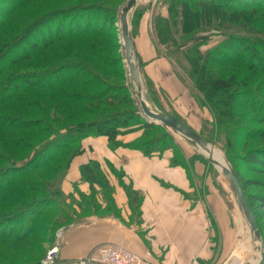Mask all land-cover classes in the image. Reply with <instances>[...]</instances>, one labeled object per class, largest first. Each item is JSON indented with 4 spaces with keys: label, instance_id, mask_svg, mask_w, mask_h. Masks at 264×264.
Returning a JSON list of instances; mask_svg holds the SVG:
<instances>
[{
    "label": "trees",
    "instance_id": "trees-1",
    "mask_svg": "<svg viewBox=\"0 0 264 264\" xmlns=\"http://www.w3.org/2000/svg\"><path fill=\"white\" fill-rule=\"evenodd\" d=\"M40 1L0 0V109L3 111L0 113V242L13 250L22 246L23 251L33 243L44 244L46 237L39 235L46 232L51 244L59 225L75 221L59 199L71 194L65 195L61 185L58 193L50 189L62 164L64 179L71 160L81 154L82 148H73L87 137H105L111 150L121 147L117 138L131 124L125 109L135 106L123 85L108 83L87 62L73 58V49L82 48L76 57L85 54L113 75L119 70V59L110 62L96 54L99 47H104L100 44L102 40L110 35L103 32V26L110 20L108 14H115L113 7L99 2L54 6L23 28H15L13 16ZM160 5L166 8L167 20L163 23L160 17L162 24H151L158 51L173 64L159 46L168 45L169 49L177 50L189 42L182 55L196 87L209 99L208 108L214 114L218 132L225 135L226 147L233 151L234 146H239L244 163L263 180L243 179L232 167L259 229L258 221L264 218V193L251 194L247 190L254 186L264 189V103L254 96L258 89L250 87L249 81L255 74L264 76V0H161ZM77 12L80 13L76 15ZM227 30L245 35L223 32ZM207 32H218L223 40L201 53L199 47L205 44ZM9 33L14 35L6 43L4 37ZM86 37L97 41L83 40ZM34 58H38L36 69L14 71V66ZM167 114L185 124L174 114ZM252 114L257 115L250 120V124L258 126L255 129L243 123V117ZM140 115L145 127L166 129ZM236 132L238 139L234 137ZM155 142L124 145L151 157L164 152L155 150ZM22 152L31 155L16 162L14 156ZM171 164L186 167L174 155ZM79 169L80 179L88 183L90 192L85 195L75 190L86 201L84 206L77 203V207L90 213L100 208L95 188L107 191L109 185L100 163L89 161ZM123 189L131 215L138 216L141 196L128 185ZM110 202L115 208L113 198ZM12 204L14 207L10 209L8 206ZM38 261L21 264H38Z\"/></svg>",
    "mask_w": 264,
    "mask_h": 264
},
{
    "label": "crops",
    "instance_id": "crops-1",
    "mask_svg": "<svg viewBox=\"0 0 264 264\" xmlns=\"http://www.w3.org/2000/svg\"><path fill=\"white\" fill-rule=\"evenodd\" d=\"M150 18L149 10L140 14L133 38L140 76L161 96L167 113L195 130L210 115L199 108L171 61L158 51ZM130 138L119 136L118 140L126 144ZM171 158L170 150L146 157L123 146L111 150L105 137L85 138L81 154L71 160L62 181L63 193L89 192L88 183L80 179L81 165L110 164L122 173L124 184L141 196L138 216L132 217L126 192L111 177L117 215L74 221L57 236L59 229L56 264H82L95 247L105 243L123 245L142 258L140 264L227 263L234 247L235 220L223 196L203 175V164L194 162L187 169L173 166Z\"/></svg>",
    "mask_w": 264,
    "mask_h": 264
},
{
    "label": "rangeland",
    "instance_id": "rangeland-1",
    "mask_svg": "<svg viewBox=\"0 0 264 264\" xmlns=\"http://www.w3.org/2000/svg\"><path fill=\"white\" fill-rule=\"evenodd\" d=\"M23 1V0H21ZM99 2L97 4H102V5H109L111 8L113 7V9L115 10V14L114 15H110L108 14V17L110 18V20L108 21V23H106L103 26V32L104 33H110V35L108 37H106L104 40H102V42L100 44H102L104 47L100 48L99 47V52H96L97 55H99L100 57L104 58L107 61L113 62L114 60L119 59V70L118 71H114V75L111 74L113 73L111 71V73H109V70L106 71L105 67L100 66L99 64H97L96 62H94L91 58H89L88 56H86L85 54H81L79 57H76V55L82 51L83 49L81 48L79 51V48L76 47L73 49L72 53H73V58L75 60H82L87 62L89 65H91L93 68H95L96 71V75L100 74L101 76H105L106 80L108 81V83L111 84H115V85H123L126 90L128 91V94L130 95V97L133 100V103L135 104V106L133 107H127L125 109V111H127V115L130 116V122L131 124L125 128L123 130V134L120 136H127V137H132L130 138V142L126 143V146L129 147L130 145H135V146H139L141 145V143H145L146 142H152L153 140H155V145L156 148L155 150L157 152H162V151H167L170 150L172 155H174L176 161H181L183 160V163L185 164V166L187 167V169L191 166L192 163L194 162H199L201 164H203L204 166V172L203 175L209 179L212 184L217 188V190L219 191V193L223 196L225 203L227 204L228 208H229V213L232 215V217L234 218V247H233V252L231 254V258L233 257H238L239 259H237L238 263L237 264H256L257 263V257L259 256L257 252H255V243L254 245L248 242V244H250L251 246L249 247V249L247 250L246 248L248 247V244L246 242V248L244 247L243 244H241V242L239 241V238H243V237H248L249 236V232L247 230V226L242 218V216L240 215V212L238 211V208L235 204L234 201V197L231 194V192L229 191V189L227 188V185L225 184V179L222 176V174L211 164L207 163L206 161L203 160V158L200 155V151L195 150L192 146L188 145L186 142H184L178 135L174 134L173 132H171L169 129H164L162 127H158V126H154V127H150L147 128L144 126V120L143 118H141L142 116L140 115V107H139V103H138V99L135 95V89L134 86L132 85V82L129 78V74H128V68L127 65L125 63L124 60V50H123V45L120 39V33H119V13H120V9L125 5V3L127 2V0H42L40 2L34 3L33 5H31L29 8H26L25 10H22L20 12H17L14 16H13V25L15 28H23L24 26H26L30 21H33L34 19H36L37 17H39L40 15H42L45 11L47 10H53L54 6H62L65 4H73V5H77L78 3L80 4H91V3H95ZM105 2V3H104ZM161 0H137L136 6L134 7V9L131 11V13L129 14V18H128V23H129V28H130V32H131V36L132 39L134 38L135 34H136V26H137V21L139 20L140 14L142 12H145L147 10L150 11L151 14V18H150V24H152L153 22L158 23L159 22V18L161 17V21L164 23L167 20V11L165 6H161L160 5ZM80 12H77L76 15H78ZM261 13V12H260ZM113 16H115V21L113 23ZM158 24H162V23H158ZM102 25L99 24V26ZM98 28V27H97ZM51 29V28H50ZM264 29V28H263ZM42 31H44V29H40ZM46 31V30H45ZM226 34H232L235 36H244L245 34L243 33H235L232 31H223ZM10 34V33H9ZM48 35H50L49 33H47ZM13 34L7 35L6 38L4 37V41H6V43H8L7 41H9L12 37ZM249 37V35H247ZM206 40L204 41V45L199 47V51L201 53H203L204 51L208 50V49H212L213 47L217 46V44L223 40V36H221L218 32H207L206 34ZM83 40L86 41H97L94 38H90V37H86ZM161 45V44H159ZM190 45L189 42L187 43V45L181 47V48H177V50H174L175 48H168V45H161L159 46L160 49L163 51V53H166L172 60L173 64L175 65V72L176 74H178L179 78L182 80V82L185 84V86L187 87L188 91L190 92L191 96L193 97V99L195 100V102L198 104L199 108H204L208 111L209 115H210V120H202L201 124H199V126L196 127V133L201 136L206 143H208L211 147H213V149H216L217 151L220 152L221 156H223L224 160L231 166L234 167L237 172L239 173V175L243 178V179H251V180H259V181H263L261 177H258L256 175V173H254L252 170H250V168H248V166L244 163V156L243 153H240V149L239 146H234L233 147V151H230V148L228 149L226 147V143H225V135L221 134L218 132V126L216 125V121L214 118V114L210 111V106H208L207 102L209 101L208 98H206L201 89L196 87V84L193 82L192 80V76L190 75V69H189V65L187 64L186 60L184 59V56L182 55V52H184ZM64 46V45H63ZM81 53V52H80ZM37 61L38 58H34L33 60L25 63V64H18L16 66H14V71L15 72H19V71H24L25 69L27 70V68H31V69H36L37 68ZM117 68V69H118ZM216 69H220V70H224L223 68H216ZM95 72V71H94ZM118 72L121 73V77H119ZM247 73H245L246 75ZM141 81H142V87H143V99L145 100V102L147 103V105L149 106V108L151 110L157 111V112H168V110L164 107H162L161 105V96L155 92L153 90L152 87L148 86L147 83L144 81V79H142L141 77ZM249 86L252 87L253 89H258L256 91L253 92L254 96L259 97L261 100H263L264 103V76L262 74H255L253 76L250 77V81H249ZM97 91V90H94ZM163 102H165V100H163ZM3 112L2 109H0V113ZM248 114V113H247ZM143 115V114H142ZM144 116V115H143ZM251 117H249V115H247L246 117H243L244 119V124H247V126H249L252 129L257 128L258 126L256 124H250V120L254 119L255 117H257V115H250ZM145 118V116H144ZM91 118H86V120H90ZM146 119V118H145ZM147 120V119H146ZM252 121V120H251ZM156 124V123H155ZM144 133H146V135L144 136ZM48 137V136H47ZM234 137H236L238 139V132L235 133ZM95 138V137H94ZM242 138V136H241ZM46 139V137H45ZM85 139V138H84ZM82 139L80 141V144H77L74 148L76 149L77 147L82 148V141L84 140ZM118 139V138H117ZM161 140V142H159ZM121 142V141H120ZM253 145V144H251ZM121 146L125 147V145L121 142ZM120 147V146H119ZM109 148V147H108ZM118 148V147H117ZM129 149V148H128ZM32 151V150H31ZM71 153V151H69L67 153V155H69ZM31 155L28 152H22L17 154L16 156H14V159L17 161H21L26 155L28 156ZM187 155H189V157H187ZM14 160V161H15ZM62 162H60L59 165H61ZM64 164V163H63ZM63 164L61 166V169L59 171H56V177L55 179L52 181V187H50L51 191H54L55 193H58L57 191H59V187L62 184V179H63ZM1 165V164H0ZM101 165V164H100ZM106 167L107 170L102 169L107 182H108V188L107 191L100 189L99 187L95 188V194H97V203L100 205L97 210H90V213H86L84 211H81V208L77 207V203H81L83 206L85 204V200H83V198L80 197V195L78 194V192H75L69 196H63L59 199L62 200L63 202V207L65 205L66 209L70 212L71 216L73 217V219L77 222L80 221H84L87 218L91 217V216H97V217H101L104 215H111V214H116V209L114 208V206H112L110 199L113 198V193H114V185L112 184L111 181V177H113L115 179V182L117 183V185L121 188H125L126 184H124V182L122 181V175L119 171H117L116 169H114L110 164H102L101 168ZM227 183V182H226ZM53 192V193H54ZM90 192V191H89ZM88 192V193H89ZM248 193L251 194H263L264 193V189H262L261 187H250L247 190ZM87 195V194H85ZM108 199V210L105 209V205H106V200ZM10 209H12L14 207V205H10L8 206ZM16 208H18V205H15ZM73 211V212H72ZM92 212L94 213V215L92 214ZM264 213V211H263ZM262 216V215H261ZM133 217V215H132ZM263 217V216H262ZM260 217L258 223H259V232L260 235L262 237V241H263V246H264V218ZM242 218V219H241ZM73 220V221H74ZM243 220V221H242ZM67 223L64 222L62 223V225H59V228L57 229V231L59 229H62V227H66L68 225H66ZM56 230V228L52 227V230ZM56 231V232H57ZM239 231V233H238ZM246 231V232H245ZM55 232V235H56ZM40 234V233H39ZM54 235V239L53 242L50 244L49 243V234L46 232L45 234H40L39 237H46L43 240L45 241V243H33L30 245V248H28L26 251L21 250L22 246L16 247L14 250L10 249L9 245L0 242V264H21L23 262H29V261H35L36 259H38V264L39 262H41L42 258L46 255V252L55 245V242L57 240L56 236ZM242 235V236H241ZM48 237V239H47ZM257 245V244H256ZM253 246V248H252ZM255 250V251H254ZM3 255V256H1ZM228 261L227 263H223V264H233L231 261ZM217 264H221V263H217ZM264 264V261H263Z\"/></svg>",
    "mask_w": 264,
    "mask_h": 264
},
{
    "label": "water",
    "instance_id": "water-1",
    "mask_svg": "<svg viewBox=\"0 0 264 264\" xmlns=\"http://www.w3.org/2000/svg\"><path fill=\"white\" fill-rule=\"evenodd\" d=\"M137 0H127L125 5L120 9L119 13V33L124 50V60L128 68L129 78L135 89V95L138 99L139 107L145 118L152 123L162 125L174 134L178 135L184 142L192 146L197 151L200 150L201 157L209 164L213 165L219 172L224 175L225 184L234 197L235 204L242 216L249 235L254 241L255 252L258 253L257 263L263 264L264 246L260 235L256 217L251 204L244 192L242 183L235 170L225 161V165H221L212 158L210 145L206 143L193 129L183 124L176 117L164 113L151 110L143 99V87L137 62L135 45L131 36L128 18L131 11L136 6ZM257 244V245H256Z\"/></svg>",
    "mask_w": 264,
    "mask_h": 264
},
{
    "label": "built area",
    "instance_id": "built-area-1",
    "mask_svg": "<svg viewBox=\"0 0 264 264\" xmlns=\"http://www.w3.org/2000/svg\"><path fill=\"white\" fill-rule=\"evenodd\" d=\"M61 232L62 229L58 231L57 236ZM58 251V244H55L46 252L40 264H56ZM141 260V257L121 244L105 243L95 247L82 264H140Z\"/></svg>",
    "mask_w": 264,
    "mask_h": 264
},
{
    "label": "bare ground",
    "instance_id": "bare-ground-1",
    "mask_svg": "<svg viewBox=\"0 0 264 264\" xmlns=\"http://www.w3.org/2000/svg\"><path fill=\"white\" fill-rule=\"evenodd\" d=\"M210 152L212 153V158L215 159L217 162H219L221 165H225V161H224V158L223 156H221L220 152L217 151L216 149H213V147L210 146ZM196 150V149H195ZM200 151V150H198ZM220 173L222 174V172L220 171ZM222 176L224 177V175L222 174ZM242 219V218H241ZM243 221V220H242ZM247 228V227H246ZM246 232V231H245ZM239 233V231H238ZM242 236V235H241ZM239 241L241 242V244H245L244 247L246 248V242L248 244V242L251 244L254 245V241L251 239V236L249 235L248 237H243L242 239L239 238ZM250 244H248V247L246 248L247 250L249 249V247L251 246ZM253 248V246H252ZM239 257V256H238ZM238 257H233L230 261L233 263V264H237L238 261L237 259H239Z\"/></svg>",
    "mask_w": 264,
    "mask_h": 264
}]
</instances>
